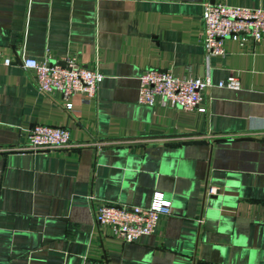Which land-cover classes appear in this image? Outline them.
Instances as JSON below:
<instances>
[{
	"label": "crops",
	"instance_id": "1",
	"mask_svg": "<svg viewBox=\"0 0 264 264\" xmlns=\"http://www.w3.org/2000/svg\"><path fill=\"white\" fill-rule=\"evenodd\" d=\"M264 8V0H208ZM202 0H0V146L33 123L78 147L0 151V264H264V32L206 53ZM102 73L95 95L36 87L22 57ZM146 67L207 76L203 111L139 103ZM229 75L237 86L218 85ZM207 184L219 193L204 194ZM169 199L132 241L96 227L102 202ZM198 218L201 220L199 221Z\"/></svg>",
	"mask_w": 264,
	"mask_h": 264
},
{
	"label": "built area",
	"instance_id": "2",
	"mask_svg": "<svg viewBox=\"0 0 264 264\" xmlns=\"http://www.w3.org/2000/svg\"><path fill=\"white\" fill-rule=\"evenodd\" d=\"M200 20L201 42L206 53H220L224 37L232 39H258L264 32V8L239 6L202 0ZM10 58L0 52V63L8 65ZM21 63L33 69L36 87L41 91H58L69 109V96L80 93L83 101L95 95L102 73L96 67L75 62L72 58L49 61L47 57H22ZM210 84L205 76L174 74L168 68L146 67L138 75L137 101L147 105L168 103L182 109L195 107L203 111L201 91ZM218 85L237 86V80L229 75ZM72 141L68 130L61 125L33 123L26 130V140L21 144L0 146V151H48L81 146ZM220 187L207 184L204 194L219 193ZM170 201L161 191H152L147 205L128 202H102L92 208L96 227L105 225L110 233L121 241H132L154 231L159 214L169 212ZM200 221L201 219L198 218Z\"/></svg>",
	"mask_w": 264,
	"mask_h": 264
}]
</instances>
